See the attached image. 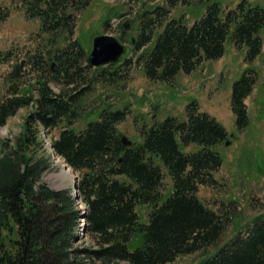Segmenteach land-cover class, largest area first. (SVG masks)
<instances>
[{
	"label": "trees",
	"instance_id": "1",
	"mask_svg": "<svg viewBox=\"0 0 264 264\" xmlns=\"http://www.w3.org/2000/svg\"><path fill=\"white\" fill-rule=\"evenodd\" d=\"M201 1L167 0V7L159 5L141 14L135 48L152 45L135 63L142 66L148 79L170 83L180 72H193L204 60L221 58L230 43L238 48L245 46L248 61L260 55L262 5L240 0L235 8L225 11L218 1L207 2L206 12L191 25L181 18L168 19L171 7ZM24 2L27 15L40 21L41 29L52 35L50 43L54 44L62 34L72 36L75 10L86 8L91 0ZM9 14L0 1V22ZM159 27L162 29L156 33ZM87 54L75 40L65 51L59 48L54 53H36L25 64L17 63L8 74V90L13 94L0 101V125L19 108L32 105V109L21 135L0 159V264H86V259L166 264L180 255L215 245L234 214L210 208L198 190L200 184L217 183L215 172L223 158L215 146L224 144L229 134L214 115L200 110L197 100L186 106L185 128L176 130L179 120L174 116L144 123L139 129L142 139L132 147L123 143L118 129L129 114L127 107L111 108L107 104L85 114L87 122L82 129L64 128L53 140V150L80 171L77 197L85 210L77 206L78 198L69 189L37 185L50 166L39 157L41 129L57 127L62 121L73 124L79 119L94 79L114 84L124 76L109 67L99 68L95 76L89 74L92 65ZM132 62L125 59L123 65ZM27 64L39 73L31 89L20 84ZM257 75L250 67L233 83L231 108L238 130L249 123L246 99L254 90ZM51 82L68 87L57 93ZM83 82L86 85L78 89ZM92 114L97 118L89 119ZM193 143L200 147L185 151ZM166 174L173 186L164 194ZM139 205L149 208L147 219L138 212ZM82 218L86 233L94 236L97 247L75 245ZM244 232L196 264H264V216H258Z\"/></svg>",
	"mask_w": 264,
	"mask_h": 264
},
{
	"label": "rangeland",
	"instance_id": "2",
	"mask_svg": "<svg viewBox=\"0 0 264 264\" xmlns=\"http://www.w3.org/2000/svg\"><path fill=\"white\" fill-rule=\"evenodd\" d=\"M0 1L10 11L8 18L0 22V101L13 94V91L8 90L9 72L17 63L25 62L42 50H50L54 53L57 49L79 40L89 53L92 38L98 34L113 35L128 46L122 59L115 63L116 66L92 65L87 70L89 74L95 76L99 68L109 67L110 70L117 68L119 73L124 74L121 79L114 84L94 79L89 83L90 89L85 95L83 114L79 119L73 124L62 121L57 127L41 129L40 139L43 149L39 151V157L49 161L50 166L37 181V185H48L55 190L69 189L75 195L80 171L74 170L62 156L56 154L52 143L64 128L85 127L87 122L85 114L90 111H97L107 104L111 105V108L127 107L129 114L125 121L118 124V129L132 140L139 142L142 139L139 129L144 123L151 124L153 120H163L167 116H176L179 121L185 120L186 106L192 100H197L202 111L210 112L226 127L228 140L232 141L229 145L224 143L215 146L223 158L222 166L215 172L217 183L200 184L198 195L210 208L222 213H232L234 219L228 222L215 245L192 254L180 255L173 262L166 264H196L237 233L244 232L258 216H264V27L261 32L263 49L253 61L247 60L245 46L238 48L230 43L221 58L204 60L193 72L189 74L180 72L168 83L148 79L142 66L135 63L137 57L152 43L138 50L130 41L131 35L139 34L141 14L159 5L167 7L169 5L167 0H91L86 8L75 10L72 36L67 38L62 34L57 37V42L54 44L50 43L52 35L41 29L40 21L27 15L24 0ZM217 1L225 11H228L240 0ZM250 1L264 6V0ZM206 7V0L189 5L179 3L170 8L168 19L181 18L191 25L204 14ZM125 22L130 23L128 29L124 28ZM161 29L162 27H159L155 32L158 33ZM125 59H132L133 62L130 65H123ZM52 62L56 63L55 60ZM250 67L258 74L254 90L246 99L250 119L244 129L238 130L231 108L232 86ZM24 69L26 75L20 84L24 85V89H31L30 84L34 83L39 73L33 70L31 64L25 65ZM85 85L83 82L77 87L79 89ZM51 86L57 93L68 87L55 82H51ZM31 109L32 105L19 108L4 125H0V159L21 135L25 119ZM88 118L95 119L97 114H92ZM199 147L198 144L193 143L185 149L196 150ZM157 162L163 165L160 159H157ZM172 186V180L166 174L164 194L168 193ZM76 200L77 206L85 210L84 203L80 199ZM137 209L141 217L147 219L149 208L146 205H139ZM82 228L75 245L97 247L94 236L86 233ZM86 264L129 263L126 261L107 263L98 259H86Z\"/></svg>",
	"mask_w": 264,
	"mask_h": 264
},
{
	"label": "water",
	"instance_id": "3",
	"mask_svg": "<svg viewBox=\"0 0 264 264\" xmlns=\"http://www.w3.org/2000/svg\"><path fill=\"white\" fill-rule=\"evenodd\" d=\"M211 1V0H209ZM130 27L129 22L124 23V28ZM132 44L136 45L137 37L135 35L130 36ZM127 52L126 44L122 43L113 35L98 34L92 39V47L88 54V61L91 65L100 66L108 63H116L121 60L124 53ZM56 63H53V69L56 70ZM188 122L183 121L176 126V130H180L187 126ZM122 141L126 146H133L134 142L126 134H122ZM231 140L226 141V145H229ZM77 190V189H76Z\"/></svg>",
	"mask_w": 264,
	"mask_h": 264
}]
</instances>
